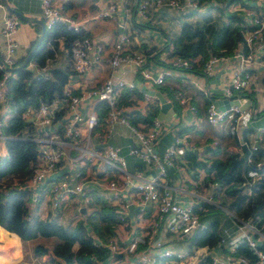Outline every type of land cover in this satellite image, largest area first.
<instances>
[{
  "label": "crops",
  "instance_id": "crops-1",
  "mask_svg": "<svg viewBox=\"0 0 264 264\" xmlns=\"http://www.w3.org/2000/svg\"><path fill=\"white\" fill-rule=\"evenodd\" d=\"M5 7L0 9V52L4 49V38L2 35V16L5 12L16 15L21 23L14 34L17 42V59L26 56L29 49L32 48L38 37L41 35L43 18L41 14L40 0H3ZM117 4V18L110 20L98 17L97 14L107 5V0H57V4L62 6V14L83 24V30L93 41H99L104 46L102 56L99 62L86 73H71L67 85L70 86L75 94H82L86 91L97 88L109 76H112L114 83L123 81L124 86L117 89L116 98L125 94V90L129 83L134 84L129 97L125 98L123 104H120L124 110L140 109L148 103L157 100L144 93L139 85L146 88L159 90L158 85L146 83L141 78L138 71L132 64H121L116 69L111 67L108 62L112 47L120 32H128L130 39L128 46L130 49L137 51H148L150 54L149 66L153 70H158L167 55L165 50H160L165 45L168 36H176L179 34L182 25L186 22L193 23L197 20L211 19L217 25L227 21L229 14H237L244 17L245 8H254L259 11L262 5L256 0H231L228 5H220L215 0H209L201 6V9L195 11H176L170 8L149 9L147 17L141 18L134 15L130 20H125L123 0H115ZM259 6V7H258ZM263 9V8H262ZM13 10L20 11L28 20L21 19ZM127 21V22H125ZM235 24V23H233ZM32 44V45H31ZM239 46V45H237ZM236 46V47H237ZM62 40L59 41L58 56L53 63L54 66L68 65V59L64 55ZM235 47V48H236ZM262 51H258L255 57L263 56ZM157 59V60H156ZM237 64L236 58L220 60L214 68L212 74L205 76L201 72H184L179 73L180 77L166 78L164 84L169 88L182 91L190 96L189 103L194 105L198 112L194 113L188 106H183L174 99V103L169 96L163 95L172 102L175 110V116L168 121H162L161 133L155 143V149L163 150L169 144L175 142L179 138V154L174 166L169 167L167 183L171 187L173 198L182 204L194 203L201 210L202 221L209 223L218 219L220 222V232L224 236L222 245L213 248L201 246L189 249V237L181 234H171L166 231L163 225L154 227L155 207L151 202H140L136 190L129 184L119 182V177L114 170L108 166L99 164H87L81 169L84 174L85 184L89 189L92 197V204L89 206H79V199L73 197L66 198L58 207L54 208L50 198V187L57 179L70 178L75 173L77 166L70 164V160L64 157L57 168L52 172L45 183L34 186L30 189L32 198L28 202L30 215L41 219H49L56 221L64 226H70L77 220H82L89 228L92 236L96 241L106 245L108 240H113L118 244L119 250L115 253L118 262H126L134 264L135 256L126 251V244L135 234L142 235L145 240L160 239L162 242L172 247L178 252L184 254L197 253L203 255L208 254L215 256L221 261L227 253V247L243 234L241 228L238 227V221L235 215L224 207L220 206L221 197L219 194L214 196L216 188L213 184L207 183L206 171L204 167H196L197 177L191 175L192 170L189 169V161L183 157L186 149H191L197 155V160L207 161L206 157L210 156L206 149L218 144L222 154L230 153L236 150L234 140L228 136L227 124L220 123L210 125L204 118L203 110H205L208 100L223 99V89L229 83L231 70ZM249 69L255 77V84L252 90L239 93L241 98H246L245 113L239 123L237 132L238 139L242 144L249 145L258 144L261 140L259 128L264 127V67L252 63L248 64ZM251 92L253 97L248 93ZM142 94V95H140ZM139 95V96H138ZM158 101V100H157ZM94 97H83L77 104L76 110L83 116L93 111ZM159 105V101H158ZM176 106V107H175ZM108 105L101 103L96 112L99 117L98 124L91 132V146L97 150L103 148L106 143L117 146L121 154L126 157V169L130 172L140 170L146 177L154 175L155 169L148 167L142 160L135 156L128 155L131 146L137 143V140L131 130L120 122H114L112 125L106 124L105 111ZM16 112L13 102L6 108V118ZM72 112L63 115V119L70 116ZM60 126L57 124L55 127ZM182 127H189L182 134H178L176 130ZM34 128L36 126L34 124ZM76 128L80 135H86L87 126L84 122H78ZM26 131H24L25 133ZM57 133V132H56ZM26 134V133H25ZM42 134L33 133L34 138ZM62 145L66 153L77 155L78 147L81 140L75 141V148L71 139L60 136ZM264 145V139L259 142ZM244 146V145H243ZM243 157L245 155L244 149ZM6 153L3 138L0 136V157ZM220 154V155H222ZM18 156L13 162H2L0 164V176H5L12 171L18 163ZM208 163V161H207ZM81 166V165H80ZM118 179V188L114 192L108 188V182L111 179ZM211 196V201L206 202L203 197ZM214 196V197H213ZM126 204V208L124 206ZM136 205L130 213L129 205ZM206 204V205H205ZM209 204H215L220 210L212 211L208 207ZM111 205L117 212H125L126 220L124 222L117 220H103L102 214L105 207ZM82 208H85L83 210ZM225 229V231H223ZM155 230V232H153ZM55 242L53 237H37L23 243L20 237L11 231L6 230L0 225V264H49L52 258V247ZM41 243L47 248V252L42 255H36L33 252V246ZM145 243L138 244V250L146 249ZM163 264H204L189 262L188 260H165ZM225 264V263H219Z\"/></svg>",
  "mask_w": 264,
  "mask_h": 264
},
{
  "label": "built area",
  "instance_id": "built-area-1",
  "mask_svg": "<svg viewBox=\"0 0 264 264\" xmlns=\"http://www.w3.org/2000/svg\"><path fill=\"white\" fill-rule=\"evenodd\" d=\"M260 7L257 11L254 8H245L244 17L247 22L240 28L243 37V42L233 49L230 55L211 54L203 62L201 66L202 73L208 76L213 73L215 66L220 60L236 58L237 64L232 68L229 83L223 89V98L240 99V92L250 91L254 87L255 77L249 69L248 64L253 62L264 67V59L255 57L258 51L264 53V0H256ZM125 20H130L134 15L141 18L147 17L149 9L170 8L176 11H198L201 5L197 0H123ZM41 14L45 29H50L54 23L58 21L67 22V26L78 31L83 28V24L74 19H71L62 14V6L57 4V0H40ZM5 7L3 0H0V9ZM259 7V6H258ZM98 17L115 20L117 18V4L115 0H107V5L101 9ZM125 21V22H127ZM21 21L16 16L9 12H5L2 16V35L4 38V49L0 52V67L3 69L0 78V125L6 119V108L12 103V95L6 89L7 78L13 75L12 70L7 68L14 67L17 61V42L14 39V34L17 31ZM130 34L128 32H120L114 42L108 62L111 67L116 69L121 64H132L140 74L143 81L155 85H162L166 77H172L178 74L181 68H189L190 62L179 55L170 56L167 54L164 57V62L170 66H161L158 70L145 67L146 55L144 51L130 49L128 46ZM246 47L245 51L243 47ZM103 44L99 41H93L89 36L78 37L70 42L67 48L63 47L64 55L71 61L72 68L79 74L88 72L95 63L99 62ZM30 66L35 68L37 72H41L45 77L47 65L37 66L30 63ZM124 86L123 81L114 83L112 76L106 78L97 88H92L82 94H74L69 85L63 88L61 98H52L51 100L41 99L38 107L29 105L20 113L21 117L30 120L36 126L38 132L42 135L35 138L39 142L38 161L36 167L27 180L25 188L31 189L36 185L45 183L52 172L61 163L64 157L70 160V164L77 166L75 173L70 178L57 179L50 187V198L54 208L58 207L66 198L75 197L79 199V206H89L92 204V197L89 194V189L85 184L84 174L81 170L82 166L87 164H101L110 167L114 170L113 174L118 175L119 182L129 184L136 190L137 197L140 202H151L155 207L154 227L163 225L164 229L171 234L190 235L193 232L206 227V222L200 219L199 213L196 210V204H182L176 201L171 193V187L167 183V170L175 165L179 152V138L175 142L166 146L163 150L155 149V143L161 133L162 122L156 117L152 125L146 130H141L139 127L133 126L129 119L122 114L123 107L116 106V92ZM129 88H134L133 83L128 84ZM172 90L174 98L179 104L188 106L194 113L196 107L189 103L190 96L182 91ZM152 96V95H151ZM83 97H94L93 111L88 115L83 116L76 110L77 104ZM156 98L155 96H152ZM157 99V98H156ZM101 103L108 105L105 111L106 124L112 125L114 122H120L126 125L134 134L137 143L131 146L128 150V155L135 156L142 160L148 167L155 169L154 175L146 177L143 172L136 170L130 172L126 169V157L120 153L117 146L106 143L102 149L97 150L91 146V132L98 124L99 117L97 108ZM62 108L67 112H72L62 121H58L62 125L65 138L71 139L75 148V141L81 140L78 147L79 153L70 155L65 152L62 145V139L58 137L54 123V112ZM65 113V114H66ZM245 108L236 104H230L227 108L220 109L213 102L207 104L205 109V120L211 125L220 123L230 124L229 132L236 134L239 123ZM78 122H84L87 126V133L84 136H79L80 132L76 128ZM259 134H264V127L259 128ZM245 145V144H244ZM256 148L255 144H252ZM249 161V158H247ZM81 165V166H80ZM261 162H256V168L248 170L247 175L252 179H257L260 174L257 168ZM118 179H111L108 182V188L114 192L118 188ZM33 201L36 196L32 197ZM206 202L211 201V196L203 197ZM125 208L127 207L124 204ZM125 215V212H122ZM126 216V215H125ZM122 220V218L120 217ZM238 227L242 229L243 234L236 239L229 247V252L223 256V260L208 254H184L174 250L160 239L145 240V237L135 234L126 244L127 253L135 256V259L140 264H159L163 259L170 260H188L189 262L204 264H264V251L257 248V241L252 237V234H258L257 240H264V232L257 228L249 220L243 221L239 218ZM225 231V229H223ZM155 232V230H153ZM222 236L221 242L224 241ZM246 241L254 253L258 256L257 260H249L244 256L236 257L233 255L235 247L241 242ZM145 243L146 249L138 250V244ZM107 245L113 253L119 250L118 244L113 240H108ZM33 264V262L29 263ZM49 264H55L50 262ZM108 264H117L110 262Z\"/></svg>",
  "mask_w": 264,
  "mask_h": 264
},
{
  "label": "trees",
  "instance_id": "trees-1",
  "mask_svg": "<svg viewBox=\"0 0 264 264\" xmlns=\"http://www.w3.org/2000/svg\"><path fill=\"white\" fill-rule=\"evenodd\" d=\"M197 1L202 6L209 0ZM215 1L225 6L231 2V0ZM191 11L195 12L194 10ZM245 23V19L236 13L229 14L227 21L221 25L213 23L211 19L197 20L193 23L186 22L182 25L178 35L166 38L165 45L160 50H165L170 56L179 55L189 60L190 67L181 68L178 74L174 75L175 77H180L179 73L184 72L202 73L201 66L208 56L211 54L230 55L233 49L243 42L240 28ZM84 36L88 35L83 29L73 30L63 21L54 23L50 29H45L41 42L32 53L27 64L12 70L13 75L7 78L6 89L12 95L11 100L16 112L7 117L0 125V136L3 138L6 150V153L0 157V164L13 162L17 156L19 161L12 171L5 176H0V225L8 231L16 233L23 243L37 237H53L55 242L51 250L50 262H55V264H108L110 262L127 264L126 262H118L117 260L122 256L117 257L107 244L104 245L96 241L82 220H77L70 226H64L56 221L41 219L29 213L28 202L31 199V192L25 188V184L38 161L39 142L35 140L33 133L36 131V133L41 134V132L34 128L32 120L21 117L20 113L29 105L38 107L41 99L51 100L55 97H62L63 88L68 83L70 74L74 73L75 70L72 68L70 60L65 66L53 65L58 56L59 41L62 40L64 48H67L75 38ZM243 48L245 51L247 50L245 46ZM144 53L146 55L145 67H149L150 54L148 51H144ZM261 58L264 59V55ZM23 59L24 56L17 59L14 67L18 66ZM30 63L40 67L47 65L46 73L48 76L45 77L41 72H37L35 68L30 66ZM159 64L170 66L164 61H160ZM3 69L0 67V78ZM133 89L127 88L125 94L116 98L117 107L121 108L120 104H123L125 98L131 95ZM158 89L162 94L169 96L174 103L175 98L168 86L163 83L158 85ZM248 95L253 97L251 92ZM210 102L213 101L208 100L207 104ZM196 110L198 112L197 108ZM203 111L199 113H203L205 116V110ZM158 112L159 105L158 101L155 100L152 103H147L142 110L126 109L123 110L122 114L129 119L133 126L146 130L152 125ZM65 113V108L56 110L54 123L62 121ZM188 128L182 127L176 132L182 134ZM53 129L60 136H64L62 125L57 128L53 126ZM229 129L230 124H227L228 136L233 138L237 148L233 152L223 155L220 146L215 144L213 148L206 149V152L208 151L210 154L206 157L208 163L197 160V155L191 149H186L183 157L189 161L188 167L192 170L191 175L193 177H197L196 171L193 169L198 166L205 168V182L213 184L216 188L214 196L218 194L222 196L220 206L227 209L236 218L243 221L249 220L264 232V145L259 143L264 139V134L260 135L261 140L255 144L256 148L246 142L247 158H249L247 161V158L244 159L243 157L242 146L244 144L241 143L237 135L231 134ZM259 161L261 165L257 171L260 176L252 180L247 175L248 170L256 168L255 163ZM208 207L212 211L220 210L215 204H209ZM196 210L202 220L201 210L197 205ZM102 219L124 222L126 216L120 209L116 212L114 207L108 205L103 210ZM220 228L219 220L215 219L206 223L205 228L187 235L189 237V249L201 246L213 248L218 244L222 245ZM252 237L257 241V248L264 251V240H257L258 234L255 233L252 234ZM227 248V252H229V247ZM33 252L36 255H42L47 252V248L41 243H36L33 246ZM233 255L236 257L244 256L249 260L258 259L253 249L244 240L235 247ZM164 261L163 259L159 264H163ZM134 264L140 263L136 261Z\"/></svg>",
  "mask_w": 264,
  "mask_h": 264
},
{
  "label": "water",
  "instance_id": "water-1",
  "mask_svg": "<svg viewBox=\"0 0 264 264\" xmlns=\"http://www.w3.org/2000/svg\"><path fill=\"white\" fill-rule=\"evenodd\" d=\"M21 19L24 20H28V18L26 16H24L20 11L18 10H13ZM41 25H42V29H41V35L38 37V39L36 40V42L34 43V45L32 46V48L29 50V52L26 54V56L24 57L23 61L16 67H11V68H7L9 70H15L19 67L24 66L25 64H27V62L30 60L32 53L35 51V49L37 48V46L39 45V43L41 42V39L43 37L45 28L44 25L42 23V21H40ZM67 24V22H65ZM1 60H0V64H1ZM4 67V66H3ZM6 68V67H4ZM140 89L148 94V95H152L155 96L157 98V100L159 101V112L157 114V118L159 121H168L170 118H172L173 116H175V110L173 108L172 102L170 100H168L162 93L160 90H153V89H149L146 88L143 85H139ZM213 103L220 109H224L227 108L230 104H236L239 105L242 108H245L248 104L246 103V98H240V99H228V98H223V99H216L213 101ZM30 120H32V118H30ZM58 123L55 124V126ZM245 155H244V159L247 158V153H248V149L247 147L244 145L243 146ZM130 213L131 211L135 208H137L136 205H129L128 206ZM83 210H85V208H82Z\"/></svg>",
  "mask_w": 264,
  "mask_h": 264
}]
</instances>
